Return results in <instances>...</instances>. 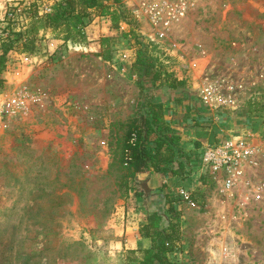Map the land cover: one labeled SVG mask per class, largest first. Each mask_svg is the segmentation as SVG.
I'll use <instances>...</instances> for the list:
<instances>
[{"label":"rangeland","instance_id":"rangeland-1","mask_svg":"<svg viewBox=\"0 0 264 264\" xmlns=\"http://www.w3.org/2000/svg\"><path fill=\"white\" fill-rule=\"evenodd\" d=\"M97 2L113 9L110 0ZM95 9L86 10L89 16L83 22ZM22 14L21 9L12 16L0 14V54L8 47L0 56V94L25 86L31 106L27 119L0 117V264H132L127 256L136 246V218L143 216L144 203H156V197L134 193L149 187L144 188L135 173L133 179L129 176L124 159V124L132 112L126 107L116 112L111 105L115 94L125 100L138 94L141 75L132 64L136 44L122 37L129 26L115 13L122 28L110 40L106 37L95 53L83 48L85 23L73 25L66 18L52 29L33 8ZM136 23L140 40L150 45L148 28ZM65 26L70 31L63 39ZM164 43L162 59L176 87L147 86V91L185 92L196 117L208 113L215 122L230 112L242 121L248 101L257 96L264 101L263 79L239 91L233 109L210 111L197 95L200 80L192 77L207 65L209 76L228 72L245 82L249 73L264 68V0H215L204 13L170 28ZM197 45L204 51L200 58ZM192 59H197L194 67ZM40 92L45 98H36ZM65 98L86 105L65 110ZM258 124H264V114L248 119L251 130L238 128L228 134L247 132L253 139ZM261 137L257 142L264 154V132ZM218 139L209 138V144ZM179 182L175 179L168 187ZM198 184L194 197L205 204L203 210L177 204L183 219L176 260L264 264V204L250 207L239 225L227 222L220 217L215 184Z\"/></svg>","mask_w":264,"mask_h":264},{"label":"built area","instance_id":"built-area-1","mask_svg":"<svg viewBox=\"0 0 264 264\" xmlns=\"http://www.w3.org/2000/svg\"><path fill=\"white\" fill-rule=\"evenodd\" d=\"M215 0H120L125 11L137 22H142L148 28L146 34L153 50L161 58L166 57L165 40L170 28L179 25L192 15L204 13ZM60 0H0V14L12 16L16 10L33 8L38 15L52 13ZM112 5V4H111ZM234 45V43H232ZM196 58L204 55L203 49L197 45ZM192 67L197 63L192 59ZM163 63L166 60L163 59ZM197 65V64H196ZM207 65H204L198 76L200 80V101L210 111H227L234 108L236 94L249 89L264 79V68L260 66L253 74L236 78L231 73H221L218 76L208 75ZM46 94H36L37 99L45 98ZM70 109H78L77 102L64 100ZM83 107V106H82ZM81 107V108H82ZM31 112L28 91L25 86H19L9 93L0 94V117H19L27 119ZM195 170L215 184V193L223 209L221 219L241 224L247 218V210L253 205L264 204V154L258 142L252 139L251 133L240 136H229L199 148L196 156ZM194 170V171H195ZM193 171V172H194ZM173 198L196 211L203 210L205 204L196 200L181 182L171 189Z\"/></svg>","mask_w":264,"mask_h":264},{"label":"trees","instance_id":"trees-1","mask_svg":"<svg viewBox=\"0 0 264 264\" xmlns=\"http://www.w3.org/2000/svg\"><path fill=\"white\" fill-rule=\"evenodd\" d=\"M113 9L98 4L97 0H60L54 11L43 16L44 25L55 29L66 18L73 20V25L81 24L83 18H87V9L95 10L101 15H109L111 23L116 26L119 19L128 24L127 32L122 37H131L136 44L133 66L140 73L138 78V94L133 106L132 115L125 122V131L122 141L124 159L127 163L129 176L140 171H150L165 174L168 177L182 181L195 170V153H188L181 149L178 138L164 120V108L162 102L154 97L153 91H147L148 87L155 88L163 85L168 89L176 87L175 78L168 71L163 59L153 50V45L140 40L137 34V23L124 9L120 0H110ZM88 15V16H87ZM35 31L36 28L32 27ZM69 28L65 26L63 39H66ZM8 47H4L0 56ZM153 51V52H152ZM2 57H0V67ZM140 79V80H139ZM256 100L246 103L242 109L243 117L247 119L262 118L264 101ZM204 115V113H202ZM194 158V159H193ZM201 184H207L208 180L202 174L198 176ZM136 185V182L133 181ZM180 183V182H179ZM175 186V185H174ZM171 189L161 184L156 189L138 190L135 195L142 197H156V203L143 205V218L137 226V234L140 238L148 239L146 247H140L136 243L128 252L127 260L132 264H180L174 257L182 249V234L180 227L179 201L171 196ZM150 195H149V194Z\"/></svg>","mask_w":264,"mask_h":264},{"label":"crops","instance_id":"crops-1","mask_svg":"<svg viewBox=\"0 0 264 264\" xmlns=\"http://www.w3.org/2000/svg\"><path fill=\"white\" fill-rule=\"evenodd\" d=\"M93 9L94 8L92 7V10ZM95 11L96 10H94V13L91 14V16L93 15V17L91 19H86V23L84 21L83 23L85 24L82 25L81 28L83 29L82 31L84 33L83 48L87 49L88 51H93L97 53L99 49L106 44L107 42L106 37H109L110 40L111 39L110 37L113 36L115 30L117 28H122V25L113 26L109 15H101ZM184 93L185 92H181L179 90L155 92L154 97L158 101L162 102V106L164 108V120L167 122L170 129H173L175 135L177 136L179 147L183 150L188 151V153L189 152L195 153L194 157L197 156V152L199 148H201L204 144L209 143V138L215 139L219 137L218 140H220L224 137L227 136L229 137L228 133L235 129L246 128V130H251V128H253L247 126L248 119L246 117H243L241 121L240 117H238L237 115H233L234 114L233 112H230V114H226L224 119H222V121L220 122H215L211 120L212 118L208 113H204V115L200 114L199 117L198 116L196 117L195 113H193L194 107L191 105V103H189V100L186 98L188 96L185 95ZM115 95H116V99H113L111 103L112 110L116 112H123V109L126 107L125 108L126 112L131 113L137 98L135 96L132 97L128 96L127 100H125L123 99L124 96L118 94ZM70 99L71 98H67L66 100H70ZM71 100L77 102V108L78 107L81 108L83 105H86L84 101H78L76 99H71ZM125 103L126 105H124ZM64 106H65L64 108L65 110L70 109L66 105ZM258 119H262V118H258ZM218 124L219 125L221 124L222 127H220ZM255 130H258V133L259 132L261 133V134L257 133L255 134V137H253L255 142H257L259 139H263L261 135L262 132H264V124H258ZM257 135L260 136V138ZM34 136L35 134H32V138ZM61 146L62 145H60L59 147ZM195 162H197L196 159L194 160V163ZM146 172L148 173L146 185L150 188L156 189V187H158L161 184H165V186H169V184L173 180H175L172 177L166 176L165 174H160L150 171H146ZM198 174H199L198 170H195L188 177L183 179V181H180L188 189L193 191L192 192L193 196L196 194L194 191H200L199 188L200 185L198 184L199 182ZM180 209L181 207L179 208V210ZM142 218L143 216L136 218L134 245H136V243L139 242L140 247L143 248L148 245V239L140 238L137 234V226L142 221ZM179 218H180L179 219L180 223H182L181 221L183 219V216L181 215V210H180ZM180 227L182 228V224L180 225ZM128 239L131 240L132 238L128 237Z\"/></svg>","mask_w":264,"mask_h":264},{"label":"water","instance_id":"water-1","mask_svg":"<svg viewBox=\"0 0 264 264\" xmlns=\"http://www.w3.org/2000/svg\"><path fill=\"white\" fill-rule=\"evenodd\" d=\"M135 178L140 184L145 188L146 187V180L148 178V173L146 171H140L135 173Z\"/></svg>","mask_w":264,"mask_h":264}]
</instances>
